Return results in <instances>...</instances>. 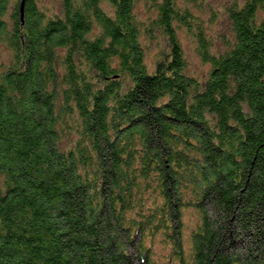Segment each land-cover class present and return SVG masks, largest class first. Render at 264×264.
<instances>
[{"label": "trees", "instance_id": "trees-1", "mask_svg": "<svg viewBox=\"0 0 264 264\" xmlns=\"http://www.w3.org/2000/svg\"><path fill=\"white\" fill-rule=\"evenodd\" d=\"M203 2L0 0V264H264V0Z\"/></svg>", "mask_w": 264, "mask_h": 264}, {"label": "rangeland", "instance_id": "rangeland-1", "mask_svg": "<svg viewBox=\"0 0 264 264\" xmlns=\"http://www.w3.org/2000/svg\"><path fill=\"white\" fill-rule=\"evenodd\" d=\"M202 3L205 5L204 7H198L197 5H194V13L199 14L200 17L203 19V21L206 23L207 31L214 37V40L217 45L222 46L223 45V39L221 34L225 35H231V27L229 25L228 18L226 16V12L224 11L223 5L229 1V0H203ZM40 2L45 6H51L53 9L56 6V3H58V0H40ZM150 0H139L138 4V10L141 12L142 16L145 17L148 15L147 13V5L149 4ZM206 2V3H205ZM208 5H212V8L214 10L209 9ZM42 6V5H41ZM214 13L215 19H214ZM181 40L185 49V53L188 58V71L190 74L195 75L197 77H204L207 75L211 64L204 62L200 56L196 52V44L195 40L192 37L190 33L186 31V29H181ZM158 51V47L154 44L151 45V48L148 50V56L147 61L149 63H153V57L154 54ZM3 60L7 61L10 59V54L4 49L3 50ZM185 223L189 225V227L194 226L196 221V216L194 215L193 211L192 213L186 212L185 215ZM189 244V238H186V246ZM164 251L163 247L158 246L157 247V260H159L160 253ZM156 260V258H155ZM163 259H161V262Z\"/></svg>", "mask_w": 264, "mask_h": 264}, {"label": "water", "instance_id": "water-1", "mask_svg": "<svg viewBox=\"0 0 264 264\" xmlns=\"http://www.w3.org/2000/svg\"><path fill=\"white\" fill-rule=\"evenodd\" d=\"M24 8V2H22V5H21V9H22V13H23V9Z\"/></svg>", "mask_w": 264, "mask_h": 264}]
</instances>
